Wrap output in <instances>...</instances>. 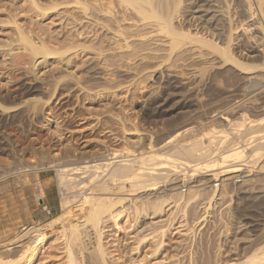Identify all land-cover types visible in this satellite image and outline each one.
Wrapping results in <instances>:
<instances>
[{"label": "rangeland", "instance_id": "1", "mask_svg": "<svg viewBox=\"0 0 264 264\" xmlns=\"http://www.w3.org/2000/svg\"><path fill=\"white\" fill-rule=\"evenodd\" d=\"M70 1H71V3H70ZM77 1L78 0H65V2H64V0H58V1L57 0H0V245L4 246L3 244H7L9 242L11 244L12 242L13 243L16 242L17 238L23 233V230L27 229L26 227H29L31 225H34L36 227H40V226H43L45 224L44 229L42 231L46 234V238L41 243L40 247L37 248L38 249L37 250L38 255L35 258L33 264H62L60 262H62L61 260H63V256H64V254H63L64 240L63 239H65V238L63 236V233L61 234V232H59L60 230H59L58 220H56L54 223H51V225L50 224L47 225L46 223L49 222L50 220H54L56 218V216H58L59 214L62 213L61 212V208H62L61 202H63L65 200V198H66V201H68V203L70 202L69 203L70 206H73L75 204L74 202H76V200H77L76 198H78L77 194H76L77 196H74L75 193H78V192H80V190H84L88 187L87 182L90 179V176L88 177L87 175H85V174H87V172L81 174L82 176L84 175L82 183L83 182L87 183V184L83 185L82 188H79L80 185H82V183H80V185L78 186L77 185L78 182H76L79 180L78 177H80V174H78L79 176L78 177L76 176V179H74V180H76V181H74L76 183L72 182V184H66L63 182L64 180H66L65 182H67V181L71 182V180H67V179L72 178V176H69L70 178H68V176H66L67 179L61 178V180L59 182L60 176H59L57 171L60 168H62V166L64 168H70V167L72 168L75 165L78 167V166L84 165L85 163L91 164L93 161H96V158H97V161L101 160V157H104V156H102V154L106 155L107 153H110L111 151L112 152L114 151L113 153H116V154L118 152H119L118 154H122L123 152L125 153L126 152L125 150H127V149H128V152H126V153H132V152L134 154H140L141 153L144 156H145V154L149 155L148 151H151L150 154H153L154 152H155L154 154H156V155L158 153L162 154V151L159 152L157 150V146L155 145L156 143H154V142L156 141V139H159L160 136L164 135L165 132L168 130L169 125L167 123V120L169 118H171V116L176 117L177 114L179 112H182L183 110H184L183 112L187 111V112H185V115L187 113V117H189V115H190L191 119L194 116L196 117V118L194 117L196 120L194 118L193 119L195 120L194 122H196V121L197 122L192 123L195 125L197 124L196 126H198V121H202L203 123L205 122L206 124H209L210 122L215 123L218 120V116H220V114L228 115L229 118H231L233 116L234 119L235 118L237 119V117L239 118L240 117L239 115L242 112L245 114V116H247L249 118L250 117L256 118L257 116L262 115L259 108H260V105L262 106V101H264V97H262L260 89L263 90L262 93L264 96V89H262V85L264 88V84H262V82H261L262 85L260 87H258V89L254 88V87L253 88L250 87L252 89L249 91V90H246L247 88L242 89V87L230 85L227 82L226 77L228 76L229 73H230V75L236 74L235 71L236 70L240 71V69L242 70V68H243L242 71L245 74H247V73L252 74V72H253V74H258V75H261L264 77V72H263L264 71V68H263L264 67V52L262 50L260 51L261 46L259 43L260 41L258 40L261 38L260 32L264 28V17H263L264 16V3L262 4L263 6L261 5L260 8L258 7L260 9L259 10L256 6V4H257L256 0H247L248 3H250L251 6L254 8L253 10H255L254 12L257 15L253 14V15H251L252 17L250 15L248 17H246L248 14L242 15L243 13L242 14L237 13V12H242V9L244 8L243 4H244V2L246 3V0H243V1H241V0H232V1L231 0H225V2H224V0H222V1L221 0H210V1H208V0H180V1L179 0L178 1L173 0V1H175V3H173L172 0L171 1L166 0V3H165V0L164 1L163 0H152V1L151 0H148V1L147 0L146 1L141 0L143 5L139 4L140 1H136V0L135 1L137 2V4L133 3V5H131L132 2H131V0H129L130 5L128 4L127 6H130V7L126 6L127 3H124L123 6H122V4L119 5L120 2L122 3V0L121 1L120 0H112V1L110 0L111 1V6H109L110 10H108L109 8H107L108 4L110 5V3H107V2H109L108 0H103V2H102V0H98V1L97 0H89V1L82 0L83 1L82 3L80 0L78 2ZM95 1H97V2H95ZM116 1H118V2H116ZM127 1L128 0H125L124 2H127ZM132 1L134 2V0H132ZM184 1H186V2H184ZM250 1H252V2H250ZM86 2L88 3V6L82 7V6H84L82 4L86 3ZM146 2H148V3H146ZM156 2H158V3H156ZM171 2H172V4H171ZM262 2H264V1L262 0ZM64 3H66V4H64ZM75 3H78V4H75ZM87 3H86V5H87ZM90 3H92V4H90ZM105 3H107V4H105ZM149 3H150V5H149ZM180 3H182V4H180ZM223 3H226V4H223ZM54 4H56L57 7ZM93 4H95V6ZM97 4L99 7H100V4H104V7L106 8L105 10L110 11V13H112V14L117 13L114 15L115 17H119V18H125L126 17L125 18L126 20H127V16H129V18L132 17V18H130V23H129V21L126 22L125 19H123L125 21L122 22V19L119 20V18H117V20H119L120 23H119V21L115 23V21H112L109 19H108L109 21H107L106 19H107L108 14L106 15L103 12L98 14L99 12H97V11H99V7L97 8V6H96ZM138 4L140 5V7L142 6L143 10L142 9L139 10L140 7L137 6ZM156 4L159 5L158 8H157ZM164 4H166V5L164 6ZM177 4H178V7H177ZM52 5L55 6L56 8L53 7ZM73 5H75V6H73ZM134 5H136L135 9L133 7ZM153 5L156 6L155 7L156 9L153 7ZM172 5L173 6L175 5L174 8ZM93 6H94V8H93ZM124 6H126V7H124ZM143 6H144V8H143ZM150 6L152 7L153 11L155 10L154 12L158 13L159 16L152 12L157 17H160L159 18L160 21H158L159 19L157 20V18L155 19L156 16L152 15L150 11H149L150 13L147 11V10H151ZM171 6L173 9L172 10L173 12L170 13V9H171L170 7ZM90 7H92V8H90ZM131 7H133V8H131ZM145 7H146V9H145ZM175 7H177V8H175ZM182 7H183V9H182ZM207 7H208V9H211V10H207L206 9ZM245 7H246V5H245ZM71 8H73V10ZM83 8H87V11H85V9H83ZM88 8H90L92 10H90ZM129 8H131L132 10L131 9L129 10ZM159 8H161V10H159ZM162 8H163V10H162ZM165 8L168 9V11H169L168 13L170 14V16H173L171 19L174 18L172 20L173 23L171 24L173 30L175 29V31H176L178 29V32L182 31L184 33H186L187 30L189 31V33L193 32V33H195V35H193V38H195L194 36H196L197 33H198V36L199 35L200 36L196 37L197 38V39L195 38L196 40L193 39L194 41L190 38L191 34L187 36V38L189 37V39H187L185 37V35H183L182 39H181V36L179 37V35H174L176 37H173V35H168L169 33L166 34L167 29L163 30L164 27L163 28L161 27V31H163V32H161V31L156 32V29L159 30L160 26H162L164 24V22H163V24H160V23H162V21H161L162 17L161 16H163L161 14H163L165 12L164 14L168 15ZM221 8H222V10H221ZM225 8L226 9L228 8L227 9L228 11H225ZM262 8H263V10H262ZM93 9L94 10L96 9V10L94 11ZM215 9H216V11H215ZM66 10L67 11L70 10V11H68L69 14L67 13ZM133 10H134V12H133ZM136 10L139 11V12H137L138 14L136 13ZM156 10H158V12ZM176 10H177V12H176ZM204 10H207V11L205 12ZM83 11H85V12H83ZM91 11H93V13ZM140 11H145V12L142 13ZM159 11H161L162 13H160ZM260 11H261V13L259 14ZM86 12H88V13H86ZM201 12H203V13H201ZM223 12L224 13L228 12V13H225L228 15V16L226 15L228 18L226 16H224V14H221ZM83 13H85L86 15L90 14V17H88V16H86L87 18L84 17L85 14H83ZM139 13H141L140 15L144 14V16H145V13H146V15L149 13L148 16L152 15L153 18L150 16H149V18L146 16H145V18H143L141 16L139 17ZM214 13H216V14H214ZM75 14H76V16H74ZM101 14H103L105 17L102 16ZM132 14H133V16H132ZM135 14H137V15L135 16ZM236 14H238V15L236 16ZM222 15H223V17H222ZM59 16H61V17H59ZM93 16H95V17H93ZM230 16H231V18H230ZM73 17H76V18H73ZM83 17H84V19H83ZM91 17L93 19L98 18L96 20L97 24L94 23L95 24L94 25L90 22L91 20H89V18H91ZM165 17H168V16H165ZM165 17L162 18V20L165 19ZM210 17L212 20L209 19ZM215 17H216L217 21L215 20L216 23L214 24V18ZM221 17L223 19L224 18L225 19L223 20ZM81 18L83 21L80 20ZM139 18H143L144 22L141 21L142 19L140 20L143 24H139V23H141L139 21ZM242 18H244V19H242ZM99 19H102V20H99ZM131 19H134V21H131ZM146 19L148 20L149 23L147 22ZM195 19H199V20H195ZM69 20H71L72 22ZM153 20L155 21V23H152V22H154ZM229 20H231L232 22ZM258 20H260V21H258ZM79 21H80V24H79ZM97 21L100 23H98ZM138 21H139V23H137ZM150 21H152V22H150ZM227 21H229V22H227ZM108 22H111V24L114 23V25H112V28H114V27L117 28L116 25L119 24L120 30L125 29V31L122 30L123 35L119 34L120 36H118V34H117V38L113 37L114 38L113 39L111 36V33H112L111 29L112 28H111V25L108 27V25L110 24ZM146 22H147V26H146ZM253 22H254V24H253ZM258 22H260V24ZM105 23H106V26L104 25ZM134 23L139 25V26L137 27V29L135 28V30H133V32H132V28H129V27L132 26ZM238 23L239 24L241 23L242 29H243V27H246L248 30L245 28L246 29L245 33H242L240 30L241 27H239ZM90 24H92V25H90ZM148 24H152V26L149 25V27H148ZM203 24H204V26H203ZM228 24H230V25L228 26ZM155 25H159V27L157 28ZM90 26H92V27H90ZM100 26H102V27H100ZM126 26H129V27L127 28ZM153 26H155L156 28ZM236 26L238 28H236ZM260 26H262V27H260ZM107 27H108V29H107ZM138 28L139 29L142 28V29H140L141 32ZM143 28H145V29L143 30ZM148 28H149V30H146ZM209 28H210V30H209ZM232 28H236V30H233ZM72 29H74V30H72ZM86 29L90 30L89 33H91V34H88L87 36L79 34L80 31L86 30ZM151 29L155 30V32L152 30V32H154V34L151 32ZM180 29H182V30L180 31ZM78 31H79V33H78ZM100 31H103V32H100ZM145 31L147 33L149 31L150 35L152 33L154 35V39H156V37H157L156 40L158 42L154 41L152 39L153 35L150 36L149 34H145L146 33ZM228 31L231 33H229ZM236 31H238V32H236ZM142 32H143V34H142ZM93 33H95V34H93ZM131 33H136V36H134L135 38L133 36H130V37L128 36ZM138 33H139V38L140 39L143 38V39H141V41L138 40L139 39L137 36ZM163 33H165L166 35H164ZM211 33H213V34H211ZM65 34H67V36H69V37H66ZM102 34H103V36H102ZM229 34H230V36H229ZM233 34L236 36H234ZM108 35L110 38L108 37ZM144 35H145V38H144ZM146 35H148V36H146ZM221 35H223V36H221ZM226 35H227V37H225ZM237 35L240 37H238ZM257 35H259L260 38L259 37L257 38ZM121 36L123 39L127 38V36H128V38L125 39V41H123ZM201 36L203 38H205V40ZM101 37H103V38H101ZM149 37H151V38H149ZM171 37L173 39L176 38L178 40L177 41L175 39L174 41L179 43V46L177 45V43H176L177 46H175V44L173 43V39ZM93 38H94V40H91ZM169 38H170V40H169ZM224 38L226 39V43H225ZM74 39H77V40H74ZM145 39H147V40H145ZM199 39H200V41H202V40L204 42L207 41V43H209L211 41L210 42L211 45L205 44L206 42L200 43L198 41ZM227 39H229V41ZM117 40H121V41L118 42ZM143 40L145 42L146 41H148V42L151 41V42L148 45ZM159 40L160 41L163 40V42H160ZM164 40H166V41H164ZM179 40H180V42L184 41L185 43L184 44H183V42L180 43ZM188 40H190L191 42ZM230 40H231V42H230ZM89 41H91V42H89ZM138 41L141 43H139ZM142 42H144L145 44L144 43L142 44ZM169 42L170 43L172 42V46L174 44L175 49L173 48L174 46L172 47ZM80 43H82V44H80ZM94 43L96 45H94ZM125 43H127V44L125 45ZM161 43L163 44V46ZM227 43H228V47H226ZM62 44H64V45H62ZM97 44H99L100 47ZM117 44H120L119 46H121V47H119ZM36 45L40 46V48H38V46H36ZM42 45H45L44 46L45 48ZM61 45L63 46V49L65 47L64 50H61L62 49ZM66 45H67V47H66ZM75 45L76 46L79 45V46L75 47ZM134 45H136V46L134 47ZM140 45H141V47H140ZM144 45L146 48L144 47ZM180 45H184V46L180 47ZM217 45H218V47H216ZM32 46H34V49ZM69 46H71V47L68 48ZM132 46H133V48H132ZM137 46L139 47V49H136ZM170 46L172 47L173 51H172V49L169 50ZM223 46H225L227 49L229 48L228 53L231 56L233 55L232 57L235 59V62H232L229 59V61H231V62L227 61V63H226L223 61L224 60L223 57H221V58H223L222 60H219L218 57L219 56L225 57V53L220 52V53L224 54V55H220V53H217L216 50H218V49L221 50L220 47H222V49H225V47H223ZM36 47L38 48L37 50H36ZM111 47H114V49L116 47V49L114 50ZM142 47H143V49H142ZM193 47H196V48H193ZM250 47H253V51H254V49H256V50L254 52H252V51H250L251 50ZM43 48H44V50H43ZM94 48H96V49H94ZM144 48H145V50L149 51V53H150V51L152 53L154 51V48H155L154 53H155V55H157L155 57H157L156 59L158 62L156 61V59H153L155 57H151V56L147 57L148 55L145 56L144 53H146L147 51H145ZM192 48L196 49L198 51L200 50V52L202 51L199 54H200V56H202V55L203 56L200 57L198 54V51H196L197 54L194 53L195 50H193ZM210 48H212V49L214 48V49L210 50ZM101 49H104V50L102 51ZM148 49H150V50H148ZM186 49H190V50L186 51ZM35 50L38 52H36ZM53 50H55L56 53ZM139 50H141L140 53H139ZM143 50H144V53L141 54L143 52ZM220 50H218V52ZM46 51H47V53H45ZM61 51H63V53H65V52L66 53L62 55L60 53ZM100 51H102L103 53L102 52L100 53ZM190 51H191V53H190ZM204 51H206V52H204ZM212 51L213 52L215 51V52L213 53ZM120 52H122V53H120ZM183 52L186 53L185 56H184L185 53L183 54ZM187 52H188L189 56H188ZM192 52L194 54H192ZM207 53H209V55ZM235 53H236V55H235ZM204 54H207V55H204ZM190 56H192V57H190ZM112 57H114V58H112ZM134 57L135 58L138 57V58L135 59ZM140 57H142V59ZM166 57H167V59H166ZM183 57H185V58H183ZM213 57H214V59H213ZM163 58H164V60H163ZM161 59H162V61H161ZM202 59H203V61H202ZM112 60H113V62H112ZM170 60H173V61L171 62ZM178 60L180 61L179 64H178ZM216 60H218V61H216ZM102 61H103V63H102ZM107 61L108 62L110 61V62L108 63ZM118 61H121V62L119 63ZM138 61L140 63H138ZM194 61H197V62H194ZM220 61L224 62V63H221V66L219 64ZM146 62H150V63H146ZM184 62H186V63H184ZM191 62H192V64H190ZM159 63L162 65H160ZM214 63H216V66H211L212 64L214 65ZM176 64L178 66H176ZM201 64H202V66H201ZM261 64H263V65H261ZM123 65L126 67H123ZM192 65H193V67H192ZM242 65H243V67H242ZM244 65H246V67ZM129 66H130V68H128ZM205 66H206V68L209 66V68L213 67L217 70H218L217 66H220L219 68L221 71L218 70L219 73L216 72L217 73L216 75H218V76H216V75L214 76L215 79H218V77L220 76V78H219L220 80H217L219 82L212 83V85L214 84L213 87H211L212 86L211 85V81H212L211 79L212 78L207 79L201 86H198V87L197 86H191V88H190V86H187L188 88L186 86H184V87L183 86L171 87L173 84V83L171 84V81L169 82V85H167L168 83L164 84L168 80H171V79H168V76H167L168 71L171 70V67L173 69H176V70L178 69V71L180 72L179 74L184 76L183 74L186 75L187 73L192 72V70H199L200 68H205ZM101 67H102V69H100ZM257 67L260 69H258ZM95 68H97V69H95ZM104 68H105V70H104ZM261 69H263V70H261ZM247 70H249V72ZM233 72H235V73H233ZM130 73H131V75H130ZM164 74L167 76V78H166V76H164ZM147 75H148V77H147ZM222 75H223V78H225L224 80L222 78ZM99 77H101V78H99ZM221 78H222V82H221ZM97 79H98V81H96ZM140 80H142V81L139 82ZM85 81H88V82L86 83ZM223 81L226 83H224ZM94 82H96V83H94ZM97 82L99 83V85H97ZM138 83H140V84H138ZM218 83L221 85H218ZM227 83H228V85H227ZM224 85L226 87H224ZM154 86L156 88H153ZM250 88H248V89H250ZM253 89H255V90H253ZM88 90H91L92 92L88 91ZM148 91H149V93H148ZM212 91H215V92H212ZM165 94H166V97H165ZM201 94H202V96H201ZM251 94H252V96H251ZM260 94H261V96H260ZM163 95L165 98L163 97ZM204 96L206 98H203ZM186 97H188V98H186ZM232 97H233V99H232ZM241 97H242V99H241ZM251 97H253L254 99ZM260 97H262V99ZM215 98H217V99H215ZM143 99H144V101H143ZM164 100H165V103H164ZM160 101H161V103H160ZM232 101H234V102H232ZM255 101L259 104H255L256 103ZM152 103H154V104H152ZM155 103L157 105H155ZM227 103H229V104H227ZM254 105H255V107H254ZM256 106H258V108H256ZM166 109L172 110V112L170 111L171 113H168ZM202 109H203V111H202ZM211 109H213V110H211ZM226 109H227V111H226ZM257 109H258V112H260L261 114L257 112ZM164 110H166V111H164ZM33 111H34V113H33ZM188 111H189V114H188ZM200 112H202V113H200ZM172 113H173V115H172ZM175 113H176V115H175ZM209 113H211V114H209ZM135 118H136V120H135ZM233 118H231V119L234 120ZM122 125H123V127H122ZM159 127L160 128L162 127V128L160 129ZM124 128H125V130H124ZM115 130H116V132H115ZM203 131H205V130H203ZM122 134H123V137H122ZM146 135H147V137H146ZM250 135H252V134H249L248 136H250ZM253 135H255V133H253ZM141 136H143V137H141ZM248 136H246V137H248ZM138 138H140V139H138ZM137 142L138 143L140 142L141 144L140 143L138 144ZM132 143L133 144L135 143V144L133 145ZM149 146H150L151 150H150ZM125 147H127V148H125ZM133 147L136 149V151ZM139 148H141V150ZM117 149H118V151H117ZM155 149L157 151H154ZM105 150H108V151H105ZM131 150H133V151H131ZM263 157H264V153L259 157L260 163L264 159ZM262 165L264 166V160L262 162ZM263 170H264V168H263ZM254 173H255V175H252L251 177L253 179V176H254V178H256L255 179L256 181L253 179L254 180L253 183L256 182L257 184H259V182H261V184H259L260 186L257 185L256 183H254L255 185L254 184L249 185V186H246L248 188H245V186L242 187V185L239 184L240 185V188H239L238 182H236V179H239V178H236L234 181L232 180L234 182V184L231 183V181L230 182L229 181H223L224 183L219 181L217 183V181L211 180L209 186L211 184H212V186L209 187V189L213 190L214 189V188H212L213 185H215V186L217 185L216 187L214 186L215 187L214 192H215V194L217 192L218 196L216 195L217 198H215L213 200L214 203L212 202L213 204L211 203L212 205L210 204L209 207H208V205L206 206L205 200H206L207 195L211 194V192L213 193V191L212 190L209 191L208 186H206V188H203V189H200L199 187H195V186L193 187V185H195L194 180H195V178H197L195 176H194V178H193V176L189 177L190 180H188L189 179L188 178L185 181V183H183L182 181H181L182 183L177 182V184L176 183L169 184L170 183L169 181H168L169 183L168 182L166 183V181H164V183L161 182V184L159 183L160 186H158L159 190L157 189V191L156 190H150L151 192L150 191H142L143 193L138 192V191H134L133 192V193H135L134 195H127V194L122 195V196H124V197L126 196V197L124 198V201L122 200V203L120 204V207L118 208V210L124 209V211L122 214H120V216L117 220V224H114V221H111V220L106 221L105 220L106 222L104 221L101 225V231H102L101 243H102V246H104V248L106 249V253H105L106 255L105 256H106L107 261H109L108 264H121L122 262H125V264L130 262V264H131L133 262L132 260L137 261L138 260L137 258H139V257L141 258V255L143 254L142 252H144V250H146L147 248H148V250L153 249V246H151V244L153 245L155 239H151L150 241H148V243H146V242L142 243L143 241L140 240L139 241L140 245H137L138 242H136V241L139 240L138 238L141 239L142 236L147 235V233H150V231H151L150 229L143 228L144 229L143 230L142 227H145V226L148 227L151 220H154V221L157 220L158 221L157 223L159 225L157 224L156 227L159 226L158 227L159 229H160V227L163 228L164 226L165 227L168 226L169 222L168 223H166L167 221L161 222V221H159V219L160 220L161 219H163V220L172 219L173 221L172 220L171 221L173 223H175L174 228L170 229L171 232H170L169 237H168L169 239H166L164 241V245H165L164 247L165 248L163 247L160 250L161 251L165 250V251H163V253L164 254H170V255L172 253L175 254V252H176L177 257L176 256L174 257L175 259L177 258L176 264H179V263L180 264H188V260L191 258L192 259L189 261H192L194 264L196 262H201L200 260H202V258L205 260H208V261L212 260L214 262L217 259V257L218 258H221V257L228 258V257L233 256V258H236L237 255H239V254L242 256V254H244V251L248 252L249 249H250V251H252L253 249L256 248L254 245L258 246L261 241L264 242V201H263L264 200V192L262 191L263 190L262 186H264V180H263L264 179V176H263L264 173L263 172L260 173V171L258 173L257 172H254ZM176 174L179 175L178 173H176ZM257 174L258 175L260 174V175L258 176ZM85 176H87V177H85ZM174 176L175 175H171V177H174ZM206 178H210V177L207 176ZM259 178H260V180H257ZM186 182H188V183H186ZM220 182H221V185L223 187L220 185ZM226 182H227V184H226ZM162 183L165 185H162ZM73 184L76 185L77 187L72 186ZM168 185H169V187H168ZM172 185H173V189H172ZM66 186H69V187L71 186V187H73V189L68 188ZM126 186H127V188L129 187L128 184H126ZM255 186H257V187L255 188ZM113 187L116 189L115 185ZM241 187L243 188L242 190H241ZM195 188L197 189L195 192L197 194L199 193L198 195L195 194V192H194ZM218 188H220L219 189L220 192L218 191ZM230 188H232V189H230ZM88 190L86 189V191H88ZM175 190L179 191V192H176ZM192 190H193V192H192ZM224 190H225V192H224ZM243 190H245V191H243ZM249 190H250V192H249ZM197 191H199V192H197ZM221 191H222V193H221ZM149 192H150V194H149ZM201 192H202V194H201ZM129 193H131V192H129ZM152 193H153V195H152ZM224 193H225V195H224ZM154 194H155V196H154ZM175 194H176V196H175ZM179 194L180 195L182 194L181 197L183 199L179 198L180 197ZM229 194H230V196H229ZM254 194L256 196H254ZM148 195H149V198H148ZM191 195H193V196H191ZM133 196H135V197H133ZM150 196L152 197V199L155 198L156 200H152ZM158 196L160 197V199ZM199 196H201L202 198ZM127 197L128 198L133 197L134 199L136 198L137 200H133V202H131V201L125 200V199H128ZM72 198H74V199L72 200ZM162 198H163V200H162L163 203L160 201ZM165 198H166V200H165ZM62 199H63V201H62ZM142 200L145 202H143ZM171 200H173V201H171ZM176 200L177 201L179 200L178 202H180L181 200H187V203L185 206L183 205V203H180V205L176 204L177 205L176 206V205H174L175 202L177 203ZM147 201H148V203H147ZM166 201H168V202H166ZM169 201L171 202V204ZM197 201L200 203H197ZM140 202L143 205H141ZM153 202H155V204L157 202L160 204V202H161L162 205L160 204L161 205V207H160L159 204L154 205ZM124 203H126V204H124ZM134 203L137 206H134ZM190 203H192V204H190ZM171 206L173 209L171 208ZM191 206H192V208H191ZM74 207L72 209L76 208V207L75 208ZM140 207H142V208H140ZM143 207H144V210H142ZM133 208H134V211H133ZM146 208H148V209H146ZM160 208L163 210H161V211L158 210ZM183 208L184 209L186 208V209L184 210ZM135 209H137V211L140 212L138 214V216L135 214V212H137ZM139 209H141V210H139ZM174 209H176V210H174ZM142 211H144L146 215L144 214V212L142 213ZM173 212H176V213H173ZM171 215H172V217H171ZM134 216H135V218H134ZM183 216H184V218H183ZM244 216L250 217L249 220L257 221L258 224L256 225V227H255V225L253 226V225H250L249 223L243 224L246 221L243 219ZM223 219H224V221H223ZM185 221H187L189 224ZM226 221H228V222H226ZM249 222H251V221H249ZM133 223L135 224V226ZM176 223H178V224H176ZM186 224L188 226H186ZM179 225H180V227H179ZM114 227H115V229H114ZM156 227L154 229H158ZM192 228H193V230H192ZM176 229L178 230V232H176L177 231ZM85 234H86V232H85ZM141 234H142V236H141ZM93 236L92 235L90 236V232H89V239H88L89 242L86 240L87 237L86 238L84 237V242L87 241L86 244H88V243L91 244L93 242L92 244H94V241L90 242L92 239H94ZM259 239H261V240H259ZM170 240L172 242H169ZM247 242H248V244H247ZM166 243H167V246H166ZM58 244H60V245H58ZM89 244L87 246H88V248L90 247V249H91L92 246H89ZM245 244H246V246H245ZM251 244H252V246H251ZM146 246H148V247H146ZM176 246H178V247H176ZM190 246H192V247H190ZM9 247H13V246L9 245V246H5L2 248H3V250L4 249L7 250ZM258 247H261V243H260V246H258ZM2 248H0V249H2ZM135 248H138V249L135 250ZM251 248H252V250H251ZM134 250L137 252H134ZM140 250H142V252ZM205 250H207V251H205ZM228 250H229V252H228ZM149 251H151V250H149ZM136 253L137 254L140 253V254L137 255ZM179 253H181V254H179ZM56 255H58V256H56ZM186 255H188L189 257ZM227 255H229V256H227ZM190 256H191V258H190ZM129 257H131V258H129ZM132 258H134V259H132ZM1 260L3 261V263L6 261L5 259H1ZM5 263H7V262H5Z\"/></svg>", "mask_w": 264, "mask_h": 264}, {"label": "bare ground", "instance_id": "2", "mask_svg": "<svg viewBox=\"0 0 264 264\" xmlns=\"http://www.w3.org/2000/svg\"><path fill=\"white\" fill-rule=\"evenodd\" d=\"M58 1V0H57ZM79 1V0H78ZM77 1V2H78ZM81 1V3L83 2L82 0H80ZM87 1H89V0H87ZM98 1V0H97ZM97 1H95V2H97ZM109 2H107V3H110V5L108 4V7L107 8H109L108 10H110V7L109 6H111V1L110 0H108ZM121 1V0H120ZM119 1V2H120ZM125 1V0H124ZM123 0H122V3L120 2L119 3V5L120 4H122V6H123V4L124 3H127L126 4V6L129 4L130 5V1L128 2H124ZM136 1H140V3L139 4H142V2H141V0H136ZM135 0H134V2L131 0V5H133V3L134 4H137V2H136ZM144 1H146V0H144ZM148 1V0H147ZM152 1V0H151ZM164 1V0H163ZM171 1V0H170ZM173 1V0H172ZM178 1V0H177ZM176 1V2H177ZM180 1V0H179ZM208 1H210V0H208ZM222 1V0H221ZM232 1V0H231ZM241 1H243V0H241ZM240 1V2H241ZM264 1V0H263ZM62 2V1H61ZM64 2H65V0H64ZM74 2V1H73ZM94 2V3H95ZM101 2V1H100ZM102 2H103V0H102ZM101 2V3H102ZM116 2H118V1H116ZM136 2V3H135ZM155 2V1H154ZM184 2H186V1H184ZM224 2H225V0H224ZM234 2V1H233ZM250 2H252V1H250ZM70 3H71V1H70ZM87 3V2H86ZM86 3H83L82 5H84V6H82V7H86V6H88V3H87V5H86ZM107 3H105V4H107ZM113 3V2H112ZM146 3H148V2H146ZM152 3V2H151ZM156 3H158V2H156ZM165 3H166V0H165ZM173 3H175V1H173ZM205 3V2H204ZM247 3V4H246ZM246 3L244 2V8L242 9V12H237L238 14H242V15H245V14H248L246 17H248L249 15L251 16V15H253V14H255V10H253L254 8L251 6V4L250 3H248V1L246 0ZM256 6H257V8L259 7L260 8V6L264 3V2H262V0H256ZM64 4H66V3H64ZM69 4V3H68ZM75 4H78V3H75ZM90 4H92V3H90ZM116 4V3H115ZM137 5L138 7H140V5ZM163 4V3H162ZM171 4H172V2H171ZM179 4V3H178ZM178 4H177V7H178ZM180 4H182V3H180ZM215 4V3H214ZM223 4H226V3H223ZM232 4V3H231ZM54 5H56V4H54ZM62 5V4H61ZM94 6H95V4H93ZM143 5V4H142ZM149 5H150V3H149ZM157 5V4H156ZM166 4H164V6H165ZM168 5V4H167ZM212 5V4H211ZM230 5V4H229ZM245 5H246V7H245ZM53 6V5H52ZM67 6V5H66ZM73 6H75V5H73ZM91 6V5H90ZM94 6H93V8H94ZM97 6V8L99 7L98 6V4L96 5ZM114 6V5H113ZM126 6H124V7H126ZM146 6V5H145ZM170 6V5H169ZM173 6V5H172ZM172 6L170 7L171 9H170V13L171 12H173L172 10ZM175 6V5H174ZM174 6H173V8H174ZM202 6V5H201ZM222 6V5H221ZM232 6V5H231ZM263 6V5H262ZM53 7H55V6H53ZM56 7H57V5H56ZM55 7V8H56ZM63 7V6H62ZM121 7V6H120ZM127 7H130V6H127ZM134 7V9L136 8V5H134L133 6ZM133 7H131V8H133ZM137 7V8H138ZM151 7V6H150ZM153 7L155 8L156 6H154L153 5ZM159 7V5H157V8ZM177 7H175V8H177ZM210 7V6H209ZM227 7V6H226ZM48 8V7H47ZM60 8V7H59ZM68 8V7H67ZM78 8V7H77ZM90 8H92V7H90ZM90 8H88V9H90ZM114 8V7H113ZM131 8H129V10L131 9ZM143 8H144V6H143ZM148 8V7H147ZM203 8V7H202ZM258 8V9H259ZM62 9V8H61ZM69 9V8H68ZM72 10H73V8H71ZM70 9V10H71ZM79 9V8H78ZM83 9H85V11H87V8H83ZM106 8L104 7V4H100V7H99V11H97V12H99L98 14H100L101 12H103V13H105L106 15L108 14V16H107V21H109V20H112V21H115V23L116 22H118L120 19H122V22L123 21H125L126 19V17L125 18H119V17H115L114 15L115 14H117V13H115V14H112V13H110V11H106L105 10ZM112 9V8H111ZM125 9V8H124ZM142 9V6L139 8V10H141ZM145 9H146V7H145ZM156 9V8H155ZM166 9V11H167V13L169 12L168 11V9L167 8H165ZM179 9V8H178ZM182 9H183V7H182ZM207 10H211V9H208V7L206 8ZM224 9V8H223ZM228 9V8H227ZM226 8H225V11H228ZM70 10H68V11H70ZM90 10H92V9H90ZM94 10V9H93ZM96 10V9H95ZM94 10V11H95ZM113 10V9H112ZM132 10V9H131ZM143 10V9H142ZM159 10H161V8H159ZM162 10H163V8H162ZM194 10V9H193ZM196 10V9H195ZM207 10H204L205 12L207 11ZM213 10V9H212ZM219 10V9H218ZM221 10H222V8H221ZM237 10V9H236ZM260 10V9H259ZM262 10H263V8H262ZM57 11V10H56ZM67 11V10H66ZM68 11H67V13H68ZM82 11V10H81ZM85 11H83V12H85ZM114 11V10H113ZM112 11V12H113ZM123 11V10H122ZM146 11V10H145ZM145 11H140V12H145ZM148 12L150 11L151 12V14L152 15H158V13H156V12H154L153 10H152V7H151V10H147ZM146 11V12H147ZM157 12H158V10H156ZM165 11V10H164ZM190 11V10H189ZM215 11H216V9H215ZM220 11V10H219ZM241 11V10H240ZM65 12V11H64ZM89 12V11H88ZM88 12H86V13H88ZM92 13H93V11H91ZM117 12V11H116ZM133 12H134V10H133ZM137 12H139L138 10H136V13ZM149 12V13H150ZM155 13V14H153V13ZM160 13H162L161 11H159ZM176 12H177V10H176ZM198 12V11H197ZM200 12V11H199ZM236 12V11H235ZM114 13V12H113ZM148 13V14H149ZM165 13V12H164ZM161 14V15H163V16H161L162 18H164L165 16H168V17H165V19H163L162 20V18H161V21H162V23H160V24H163V22H164V24L162 25V26H160V29L159 30H157L156 29V32L157 31H161V27L163 28L164 27V29L163 30H165V29H167L166 31V34H168V35H173V37H176V36H174V35H179V37L181 36V39H182V36L183 35H185V37L187 38V36L188 35H190L191 34V39L193 40V39H195L196 37H199L198 36V33H197V35L196 36H194L195 38H193V35H195V33H189V31L187 30V32L186 33H184V32H182L181 30L182 29H180V31L181 32H178V29L175 31V29L173 30L172 29V26H171V24L173 23L172 22V20L174 19H171L173 16H170V14L168 13V15H166V14ZM175 13V12H174ZM201 13H203V12H201ZM213 13V12H212ZM220 13V12H219ZM225 13H228V12H225ZM224 12L223 13H221V14H224V16H226L227 14H225ZM231 13V12H230ZM234 13V12H233ZM261 13V11L259 12V14ZM62 14V13H61ZM69 14V13H68ZM83 14H85V13H83ZM97 14V15H98ZM120 14V13H119ZM138 14V13H137ZM137 14H135V16L137 15ZM141 13H139V17L141 16V17H143V18H145V16L146 17H148L149 18V16H148V14L146 15V13H145V16H144V14H142V15H140ZM179 14V13H178ZM205 14V13H204ZM208 14V13H207ZM214 14H216V13H214ZM213 14V15H214ZM238 14H236V16L238 15ZM263 14V13H262ZM57 15V14H56ZM102 16H104L103 14H101ZM152 15L150 16V17H152ZM155 15V16H156ZM176 15V14H175ZM174 15V16H175ZM185 15V14H184ZM206 15V14H205ZM204 15V16H205ZM210 15V14H209ZM219 15V14H218ZM217 15V16H218ZM232 15V14H231ZM255 15H257V14H255ZM67 16V15H66ZM74 16H76V14L74 15ZM86 16H88V17H90V14H88V15H86L85 14V16L84 17H86ZM92 16V15H91ZM101 16V17H102ZM118 16V15H117ZM132 16H133V14H132ZM154 16V17H155ZM159 16V15H158ZM197 16V15H196ZM195 16V17H196ZM212 16V15H211ZM220 16V15H219ZM228 16V15H227ZM226 16V17H227ZM59 17H61V16H59ZM79 17V16H78ZM82 17V16H81ZM84 17H83V19H84ZM93 17H95V16H93ZM105 17V16H104ZM109 17V18H108ZM180 17V16H179ZM182 17V16H181ZM199 17V16H198ZM213 17V16H212ZM222 17H223V15H222ZM221 17V18H222ZM233 17V16H232ZM252 17V16H251ZM264 17V16H263ZM63 18V17H62ZM61 18V19H62ZM73 18H76V17H73ZM72 18V19H73ZM87 18V17H86ZM117 18H119V20H117ZM130 18H132V17H130ZM130 18H129V16H127V20H126V22L127 21H129V23H130ZM138 18V17H137ZM143 18H139V21L141 20L142 22H144V20H143ZM153 18V17H152ZM157 18V20L160 18V17H155V19ZM177 18V17H176ZM188 18V17H187ZM203 18V17H202ZM220 18V17H219ZM228 18V17H227ZM230 18H231V16H230ZM258 18V17H257ZM98 19V18H97ZM97 19H93L92 17L91 18H89V20H91L90 22L92 23V24H94V23H96V20ZM109 19V20H108ZM123 19H125V20H123ZM135 19V18H134ZM134 19H131V21H134ZM154 19V20H155ZM183 19V18H182ZM181 19V20H182ZM209 19H211V17L209 18ZM223 19V18H222ZM225 19V18H224ZM223 19V20H224ZM237 19V18H236ZM242 19H244V18H242ZM59 20V19H58ZM81 21H83L82 20V18L80 19ZM99 20H102V19H99ZM105 20V21H106ZM138 20V19H137ZM147 20V19H146ZM153 20V21H154ZM176 20V19H175ZM195 20H199V19H195ZM205 20V19H204ZM212 20V19H211ZM217 21V19H216V17L214 18V24L216 23V21ZM221 20V19H220ZM235 20V19H234ZM252 20V19H251ZM250 20V21H251ZM254 20V19H253ZM256 20V19H255ZM263 20V19H262ZM69 21H71V20H69ZM88 21V20H87ZM104 21V22H105ZM139 21L137 22V23H139ZM140 21V22H141ZM156 21V20H155ZM155 21L154 22H152V21H150V22H152V23H155ZM158 21H160V19L158 20ZM229 21H231V20H229ZM229 21H227V22H229ZM258 21H260V20H258ZM60 22V21H59ZM72 22V21H71ZM74 22V21H73ZM86 22V21H85ZM98 22V21H97ZM139 23V24H143V23ZM147 22H148V20H147ZM147 22H146V26H147ZM182 22V21H181ZM213 22V21H212ZM232 22V21H231ZM242 22V21H241ZM75 23V22H74ZM78 23V22H77ZM98 23H100V22H98ZM108 23H110L109 25H108V27L111 25V28H112V25H114V23L113 24H111V22H108ZM107 23V24H108ZM119 23H120V21H119ZM149 23V22H148ZM180 23V22H179ZM195 23V22H194ZM203 23V22H202ZM221 23V22H220ZM243 23V22H242ZM259 24H260V22H258ZM79 24H80V21H79ZM92 24H90V25H92ZM97 24V23H96ZM103 24V23H102ZM101 24V25H102ZM132 24V23H131ZM157 24V23H156ZM159 24V23H158ZM159 24V25H160ZM198 24V23H197ZM239 24V23H238ZM251 24V23H250ZM253 24H254V22H253ZM258 24V25H259ZM95 25V24H94ZM105 26H106V23L104 24ZM149 25H151L152 26V24H148V27H149ZM159 25H155L157 28L159 27ZM183 25V24H182ZM230 24H228V26H229ZM65 26V25H64ZM88 26V25H87ZM103 26V25H102ZM102 26H100V27H102ZM117 26V28L116 27H114V28H112L111 30V36H112V38L114 37H116L117 38V34H118V36H120L119 34H122L123 32H122V30H124L125 31V29H122V30H120V28H119V24H117L116 25ZM123 26V25H122ZM139 25H137V24H133L132 26H126L127 28L129 27V28H132V32H133V30H135V28L137 29V27H138ZM143 26V25H142ZM155 26H153V27H155ZM196 26V25H195ZM203 26H204V24H203ZM206 26V25H205ZM213 26V25H212ZM227 26V27H228ZM233 26V25H232ZM242 25H241V23L239 24V27H241ZM249 26V25H248ZM252 26V25H251ZM250 26V27H251ZM257 26V25H256ZM59 27V26H58ZM73 27V26H72ZM75 27V26H74ZM78 27V26H77ZM90 27H92V26H90ZM89 27V28H90ZM108 27H107V29H108ZM155 27V28H156ZM177 27V26H176ZM214 27V26H213ZM226 27V28H227ZM249 27V28H250ZM259 27V26H258ZM260 27H262V26H260ZM70 28V27H69ZM86 28V27H85ZM96 28V27H95ZM104 28V27H103ZM152 28V27H151ZM175 28V27H174ZM204 28V27H203ZM207 28V27H206ZM217 28V27H216ZM231 28V27H230ZM236 28H238L237 26H236ZM236 28H232L233 30H236ZM246 27H243V29H242V27H241V32L242 33H245V30L247 29H245ZM64 29V28H63ZM99 29V28H98ZM102 29V28H101ZM106 29V28H105ZM139 29V28H138ZM140 29H142V28H140ZM139 29V30H140ZM145 28H143V30H144ZM252 29V28H251ZM260 29V28H259ZM72 30H74V29H72ZM81 30V29H80ZM146 30H149V28L148 29H146ZM152 30L153 29H151V32H152ZM190 30V29H189ZM209 30H210V28H209ZM229 30V29H228ZM238 30V29H237ZM248 30V29H247ZM261 30V29H260ZM96 31V30H95ZM130 31V30H129ZM154 32H155V30H153ZM197 31V30H196ZM230 31V30H229ZM228 31V32H229ZM232 31V30H231ZM72 32V31H71ZM75 32V31H74ZM90 32V30H82V31H80V33H79V31H78V33L80 34V35H84V36H87L88 34H91V33H89ZM99 32V31H98ZM100 32H103V31H100ZM110 32V31H109ZM127 32V31H126ZM131 32V31H130ZM140 32H141V30H140ZM139 32V33H140ZM146 32V31H145ZM154 32H152L153 34H154ZM161 32H163V31H161ZM204 32V31H203ZM214 32V31H213ZM236 32H238V31H236ZM249 32V31H248ZM260 32V31H259ZM61 33V32H60ZM125 33V32H124ZM139 33H138V38H139ZM151 33V35L149 34V31H148V33L146 32L145 34H149L150 36H152L153 34ZM207 33V32H206ZM222 33V32H221ZM229 33H231V32H229ZM75 34V33H74ZM93 34H95V33H93ZM107 34V33H106ZM142 34H143V32H142ZM160 34V33H159ZM164 35H166L165 33H163ZM211 34H213V33H211ZM110 35V34H109ZM109 35H108V37H109ZM123 35V34H122ZM125 35V34H124ZM228 35V34H227ZM227 35L225 36V37H227ZM234 35V34H233ZM260 35H261V38L259 37V35H257V38L259 37L260 39H258L260 42V46H261V49H260V51L262 50L263 52H264V28H263V30H261V32H260ZM65 36L66 37H69V36H67V34H65ZM74 36V35H73ZM72 36V37H73ZM92 36V35H91ZM97 36V35H96ZM102 36H103V34H102ZM126 36V35H125ZM129 37L130 36H136V33H131L130 35H128ZM128 36H127V38H128ZM146 36H148V35H146ZM206 36V35H205ZM218 36V35H217ZM221 36H223V35H221ZM229 36H230V34H229ZM228 36V37H229ZM234 36H236V35H234ZM238 36V35H237ZM251 36V35H250ZM71 37V38H72ZM75 37V36H74ZM132 37V38H133ZM142 37V36H141ZM153 38V40L154 41H157L156 39H157V37H156V39H154V35L152 36ZM161 37V36H160ZM178 37V36H177ZM178 37V38H179ZM184 37V38H185ZM202 37V36H201ZM238 37H240V36H238ZM86 38V37H85ZM95 38V37H94ZM94 38L93 39H91V40H94ZM101 38H103V37H101ZM110 38V37H109ZM113 38V39H114ZM121 38H122V36H121ZM127 38H122L123 39V41H125V39H127ZM135 38V37H134ZM137 38V37H136ZM144 38H145V35H144ZM148 38V37H147ZM149 38H151V37H149ZM172 38V37H171ZM183 38V39H184ZM185 38V39H186ZM203 38V37H202ZM251 38V37H250ZM66 39V38H65ZM64 39V40H65ZM78 39V38H77ZM77 39H74V40H77ZM120 39V38H119ZM141 39H143V38H141ZM141 39L139 38L138 40L139 41H141ZM166 39V38H165ZM173 39V38H172ZM176 39V38H175ZM175 39H173V43L175 44V46H179V43H177V42H175L174 40ZM187 39H189V37L187 38ZM186 39V40H187ZM190 39V40H191ZM197 39V38H196ZM195 39V40H196ZM201 39V38H200ZM200 39L198 40L200 43H205V44H210L211 45V41L209 42V43H207V41H200ZM204 40H205V38H203ZM210 39V38H209ZM208 39V40H209ZM225 39V38H224ZM230 39V38H229ZM229 39H227L228 41H229ZM232 39V38H231ZM236 39V38H235ZM240 39V38H239ZM252 39V38H251ZM63 40V39H62ZM67 40V39H66ZM73 40V39H72ZM79 40V39H78ZM102 40V39H101ZM108 40V39H107ZM112 40V39H111ZM145 40H147V39H145ZM150 40V39H149ZM167 40V39H166ZM166 40H164V41H166ZM169 40H170V38H169ZM177 40V39H176ZM190 40H188V41H190ZM211 40V39H210ZM255 40V39H254ZM83 41V40H82ZM118 42L119 41H121V40H117ZM138 41V42H139ZM144 41V40H143ZM160 41V40H159ZM168 41V40H167ZM172 41V40H171ZM178 41V40H177ZM194 41V40H193ZM192 41V42H193ZM197 41V42H198ZM89 42H91V41H89ZM97 42V41H96ZM116 42V41H115ZM114 42V43H115ZM145 42V41H144ZM144 42H142V44L144 43ZM150 42L151 41H146L145 43L146 44H150ZM158 42V41H157ZM160 42H163V40L162 41H160ZM179 42H180V40H179ZM183 42V44L185 43L184 41H182ZM182 42H180V43H182ZM191 42V41H190ZM223 42V41H222ZM230 42H231V40H230ZM233 42V41H232ZM242 42V41H241ZM248 42V41H247ZM135 43V42H134ZM139 43H141V42H139ZM138 43V44H139ZM144 43V44H145ZM154 43V42H153ZM170 43V42H169ZM176 43H177V45H176ZM216 43V42H215ZM225 43H226V39H225ZM229 43V42H228ZM228 43H227V46L226 47H228ZM79 44V43H78ZM80 44H82V43H80ZM123 44V43H122ZM127 43H125V45H126ZM162 44V43H161ZM171 44V46H172V42L170 43ZM174 44H173V46H174ZM191 44V43H190ZM195 44V43H194ZM199 44V43H198ZM220 44V43H219ZM223 44V43H222ZM249 44V43H248ZM62 45H64V44H62ZM61 45V46H62ZM84 45V44H83ZM87 45V44H86ZM94 45H96L95 43H94ZM98 46H99V44H97ZM110 45V44H109ZM118 46L120 45V44H117ZM116 45V46H117ZM124 45V46H125ZM155 45V44H154ZM169 45V44H168ZM186 45V44H185ZM213 45V44H212ZM246 45V44H245ZM251 45V44H250ZM35 46V45H34ZM34 46H32L33 47V49H34ZM36 46H38V45H36ZM43 47L45 46V45H42ZM41 46V47H42ZM74 46V45H73ZM79 46V45H78ZM78 46H76L75 45V47H78ZM85 46V45H84ZM88 46V45H87ZM90 46V45H89ZM114 46V45H113ZM136 45H134V47H135ZM147 46V45H146ZM162 46H163V44H162ZM170 46V49L169 50H171L172 49V47ZM175 46L173 47L174 49H175ZM182 46H184V45H180V47H182ZM193 46V45H192ZM214 46V45H213ZM212 46V47H213ZM222 46V45H221ZM225 46H223V47H225ZM230 46V45H229ZM254 46V45H253ZM66 47H67V45H66ZM71 46H69L68 48H70ZM96 47V46H95ZM100 47V46H99ZM119 47H121V46H119ZM118 47V48H119ZM140 47H141V45H140ZM144 47H145V45H144ZM159 47V46H158ZM169 47V46H168ZM199 47V46H198ZM216 47H218V45L216 46ZM225 47V49H222V47H220L221 48V50L220 49H218V50H220L219 52H218V50H216V52L217 53H220V52H223V53H225V57L224 56H219L218 58H219V60H222L223 58H224V62H226L227 63V61L228 62H235V59L231 56V55H229V48L227 49ZM255 47V46H254ZM38 48H40V46H38ZM37 47H36V50L38 49ZM45 48V47H44ZM44 48H43V50H44ZM67 48V49H68ZM73 48V47H72ZM91 48V47H90ZM111 48H113L114 49V47H111ZM124 48V47H123ZM126 48V47H125ZM130 48V47H129ZM132 48H133V46H132ZM146 48V47H145ZM145 48H144V50H145ZM151 48V47H150ZM193 48H196V47H193ZM192 48V49H193ZM205 48V47H204ZM215 48V47H214ZM213 48V49H214ZM240 48V47H239ZM251 48V50L250 51H252V52H254L256 49H254V51H253V47H250ZM256 48V47H255ZM32 49V48H31ZM64 49H65V47H64ZM63 49V46H62V49L61 50H64ZM94 49H96V48H94ZM109 49V48H108ZM115 49H116V47H115ZM114 49V50H115ZM136 49H139V47L137 46L136 47ZM142 49H143V47H142ZM141 49V50H142ZM191 49V48H190ZM190 49H186V51L187 50H190ZM198 49V48H197ZM209 49V48H208ZM212 48H210V50H213ZM216 49V48H215ZM243 49V48H242ZM248 49V48H247ZM259 49V48H258ZM35 50V51H36ZM41 50V49H40ZM102 51L104 50V49H101ZM119 50V49H118ZM125 50V49H124ZM141 50H139V53L141 52ZM144 50H143V52L141 53V54H143L144 53ZM148 50H150V49H148ZM159 50V49H158ZM177 50V49H176ZM184 50V49H183ZM182 50V51H183ZM193 50H195V52L193 51ZM192 51L194 52V53H196V51H198V50H196V49H193ZM226 50V51H225ZM228 50V51H227ZM50 51V50H49ZM53 51H55V50H53ZM52 51V52H53ZM98 51V50H97ZM96 51V52H97ZM102 51H100V53L102 52ZM111 51V50H110ZM120 51V50H119ZM129 51V50H128ZM136 51V50H135ZM145 51H147V50H145ZM153 51V50H152ZM154 51H155V48H154ZM154 51L151 53V51H150V53H149V51H147L146 53H144V55L146 56V55H148L147 57H149V56H151V57H155V56H157V55H155V53H154ZM172 51H173V49H172ZM36 52H38V51H36ZM44 52V51H43ZM106 52V51H105ZM127 52V51H126ZM157 52V51H156ZM168 52V51H167ZM170 52V51H169ZM175 52V51H174ZM177 52V51H176ZM192 52V54H194ZM202 52V51H201ZM200 52V50L198 51V54L199 53H201ZM204 52H206V51H204ZM211 52V51H210ZM213 52V51H212ZM215 52V51H214ZM213 52V53H214ZM45 53H47V51L45 52ZM55 53H56V51H55ZM62 55L63 54H65V53H63V51H61L60 52ZM103 53V52H102ZM107 53V52H106ZM111 53V52H110ZM120 53H122V52H120ZM185 52H183V54H184ZM190 53H191V51H190ZM216 53V54H217ZM232 53V52H231ZM243 53V52H242ZM246 53V52H245ZM33 54V53H32ZM105 54V53H104ZM112 54V53H111ZM125 54V53H124ZM123 54V55H124ZM138 54V53H137ZM140 54V55H141ZM157 54V53H156ZM161 54V53H160ZM168 54V53H167ZM171 54V53H170ZM187 54H188V52H187ZM197 54V53H196ZM208 55H209V53H207ZM207 54H204V55H207ZM241 54V53H240ZM239 54V55H240ZM259 54V53H258ZM44 55V54H43ZM57 55V54H56ZM110 55V54H109ZM118 55V54H117ZM165 55V54H164ZM186 55V53L184 54V56ZM220 55H224V54H222V53H220ZM235 55H236V53H235ZM256 55V54H255ZM45 56V55H44ZM51 56V55H50ZM60 56V55H59ZM126 56V55H125ZM130 56V55H129ZM136 56V55H135ZM142 56V55H141ZM178 56V55H177ZM188 56H189V54H188ZM193 56V55H192ZM192 56H190V57H192ZM195 56V55H194ZM197 56V55H196ZM199 56H200V54H199ZM203 56V55H202ZM202 56H200V57H202ZM215 56V55H214ZM257 56V55H256ZM139 57V56H138ZM138 57H136V58H138ZM146 57V58H147ZM180 57V56H179ZM221 57H223V58H221ZM248 57V56H247ZM259 57V56H258ZM92 58V57H91ZM107 58V57H106ZM109 58V57H108ZM112 58H114V57H112ZM118 58V57H117ZM127 58V57H126ZM135 58V57H134ZM133 58V59H134ZM135 58V59H136ZM141 59H142V57H140ZM144 58V57H143ZM145 58V59H146ZM157 57H155V58H153V59H156ZM172 58V57H171ZM176 58V57H175ZM183 58H185V57H183ZM210 58V57H209ZM217 58V59H218ZM249 58V57H248ZM247 58V59H248ZM68 59V58H67ZM100 59V58H99ZM104 59V58H103ZM111 59V58H110ZM109 59V60H110ZM120 59V58H119ZM149 59V58H148ZM147 59V60H148ZM151 59V58H150ZM166 59H167V57H166ZM191 59V58H190ZM213 59H214V57H213ZM216 59V58H215ZM229 59L231 60V61H229ZM233 59V60H232ZM258 59V58H257ZM118 60V59H117ZM121 60V59H120ZM127 60V59H126ZM163 60H164V58H163ZM194 60V59H193ZM41 61V60H40ZM104 61V60H103ZM103 61H102V63H103ZM111 61V60H110ZM109 61V62H110ZM154 61V60H153ZM156 61H157V59H156ZM161 61H162V59H161ZM167 61V60H166ZM165 61V62H166ZM171 62L173 61V60H170ZM169 61V62H170ZM175 61V60H174ZM182 61V60H181ZM188 61V60H187ZM202 61H203V59H202ZM208 61V60H207ZM216 61H218V60H216ZM223 61H220V66H221V63H224ZM241 61V60H240ZM245 61V60H244ZM108 62V61H107ZM108 62V63H109ZM112 62H113V60H112ZM119 63L121 62V61H118ZM125 62V61H124ZM158 62V61H157ZM179 60H178V64H179ZM190 62V61H189ZM194 62H197V61H194ZM210 62V61H209ZM213 62V61H212ZM248 62V61H247ZM252 62V61H251ZM106 63V62H105ZM127 63V62H126ZM138 63H140L139 61H138ZM142 63V62H141ZM146 63H150V62H146ZM175 63V62H174ZM184 63H186V62H184ZM208 63V62H207ZM211 63V62H210ZM218 63V62H217ZM225 63V64H226ZM249 63V62H248ZM254 63V62H253ZM262 63V62H261ZM160 64V63H159ZM164 64V63H163ZM183 64V63H182ZM190 64H192V62L190 63ZM237 64V63H236ZM251 64V63H250ZM260 64V63H259ZM104 65V64H103ZM112 65V64H111ZM136 65V64H135ZM146 65V64H145ZM160 65H162V64H160ZM194 65V64H193ZM193 65H192V67H193ZM204 65V64H203ZM231 65V64H230ZM258 65V64H257ZM261 65H263V64H261ZM108 66V65H107ZM133 66V65H132ZM144 66V65H143ZM158 66V65H157ZM171 66V65H170ZM176 66H178L177 64H176ZM182 66V65H181ZM189 66V65H188ZM201 66H202V64H201ZM200 66V67H201ZM210 66V65H209ZM209 66L206 68V66H205V68H200L199 70H192V72H190V73H187L186 75L185 74H183L184 76H182V75H180L179 73V71H178V69L176 70V69H173L172 67H171V70L170 71H168V79H171V80H168L166 83H164V84H167V85H169V82L171 81V84H172V86L171 87H178V86H190V88H191V86H201L207 79H209V78H212L211 80V85H212V83H216V82H219V81H217V80H220L219 78H220V76L218 77V79H215V75L217 74V73H219L218 72V70H220V66H217L218 67V70L217 69H215V68H213V67H210L209 68ZM211 66H216V63H214V65L212 64ZM234 66V65H233ZM245 67H246V65H244ZM253 66V65H252ZM255 66V65H254ZM97 67V66H96ZM119 67V66H118ZM123 67H126V66H124L123 65ZM160 67V66H159ZM164 67V66H163ZM236 67V66H235ZM242 67H243V65H242ZM244 67V68H245ZM108 68V67H107ZM128 68H130V66L128 67ZM140 68V67H139ZM138 68V69H139ZM143 68V67H142ZM155 68V67H154ZM153 68V69H154ZM157 68V67H156ZM166 68V67H165ZM168 68V67H167ZM178 68V67H177ZM186 68V67H185ZM252 68V67H251ZM258 68V67H257ZM264 68V67H263ZM95 69H97V68H95ZM100 69H102V67L100 68ZM122 69V68H121ZM120 69V70H121ZM127 69V68H126ZM135 69V68H134ZM190 69V68H189ZM229 69V68H228ZM239 69V68H238ZM248 69V68H247ZM253 69V68H252ZM258 69H260V68H258ZM104 70H105V68H104ZM114 70V69H113ZM119 70V69H118ZM133 70V69H132ZM140 70V69H139ZM142 70V69H141ZM152 70V69H151ZM180 70V69H179ZM225 70V69H224ZM242 70H243V68H242ZM241 69H240V71L239 70H236L235 72H236V74H232V75H230V73L228 74V76L226 77V79H227V82L230 84V85H232V86H237V87H242V89L243 88H247L246 90H251L253 87L254 88H256V89H258V87H260L262 84H264L263 82H264V77L263 76H261V75H258V74H253V72H252V74L250 73V74H245V73H243V71H242ZM261 70H263V69H261ZM108 71V70H107ZM126 71V70H125ZM145 71V70H144ZM153 71V70H152ZM166 71V70H165ZM221 71V70H220ZM223 71V70H222ZM248 72H249V70H247ZM252 71V70H251ZM112 72V71H111ZM117 72V71H116ZM134 72V71H133ZM146 72V71H145ZM182 72V71H181ZM217 72V73H216ZM227 72V71H226ZM230 72V71H229ZM235 72H233V73H235ZM256 72V71H255ZM264 72V71H263ZM124 73V72H123ZM129 73V72H128ZM137 73V72H136ZM143 73V72H142ZM223 73V72H222ZM259 73V72H258ZM159 74V73H158ZM96 75V74H95ZM102 75V74H101ZM130 75H131V73H130ZM137 75V74H136ZM140 75V74H139ZM160 76V75H159ZM162 76V75H161ZM164 76H166L165 74H164ZM167 76H166V78H167ZM216 76H218V75H216ZM109 77V76H108ZM147 77H148V75H147ZM99 78H101V77H99ZM165 78V79H166ZM217 78V77H216ZM222 78H223V75H222ZM222 78H221V82H222ZM86 79V78H85ZM95 79V78H94ZM105 79V78H104ZM143 79V78H142ZM225 78H223V80H224ZM102 80V79H101ZM106 80V79H105ZM135 80V79H134ZM138 80V79H137ZM79 81V80H78ZM94 81V80H93ZM96 81H98V79L96 80ZM136 81V80H135ZM142 80H140L139 82H141ZM209 81V80H208ZM226 81V80H225ZM86 83L88 82V81H85ZM220 82V83H221ZM224 82V81H223ZM261 82H262V84H261ZM94 83H96V82H94ZM93 83V84H94ZM104 83V82H103ZM133 83V82H132ZM210 83V82H209ZM224 83H226V82H224ZM228 83H227V85H228ZM81 84V83H80ZM92 84V85H93ZM101 84V83H100ZM105 84V83H104ZM138 84H140V83H138ZM156 84V83H155ZM79 85V84H78ZM97 85H99V83L97 82ZM102 85V84H101ZM100 85V86H101ZM127 85V84H126ZM161 85V84H160ZM208 85V84H207ZM210 85V84H209ZM214 85V84H213ZM213 85L211 86V87H213ZM217 85V84H216ZM218 85H221V84H219L218 83ZM217 85V86H218ZM226 85V84H225ZM224 85V87H226ZM82 86V85H81ZM99 86V87H100ZM103 86V85H102ZM206 86V85H205ZM80 87V86H79ZM92 87V86H91ZM203 87V86H202ZM210 87V86H209ZM231 87V86H230ZM250 87H252V88H250ZM81 88V87H80ZM128 88V87H127ZM152 88V87H151ZM153 88H156L155 86L153 87ZM152 88V89H153ZM170 88V87H169ZM188 88V87H187ZM186 88V89H187ZM207 88V87H206ZM218 88V87H217ZM248 88H250V89H248ZM84 89V88H83ZM89 89V88H88ZM96 89V88H95ZM101 89V88H100ZM171 89V88H170ZM185 89V88H184ZM198 89V88H197ZM201 89V88H200ZM214 89V88H213ZM225 89V88H224ZM241 89V90H242ZM262 89H264L263 88V85H262ZM82 90V89H81ZM97 90V89H96ZM239 90V89H238ZM253 90H255V89H253ZM87 91V90H86ZM88 91H91V90H88ZM171 91V90H170ZM169 91V92H170ZM182 91V90H181ZM199 91V90H198ZM211 91V90H210ZM245 91V90H244ZM260 91H261V94H262V97H264L263 96V90H261L260 89ZM92 92V91H91ZM94 92V91H93ZM97 92V91H96ZM147 92V91H146ZM145 92V93H146ZM154 92V91H153ZM176 92V91H175ZM184 92V91H183ZM212 92H215V91H212ZM246 92V91H245ZM257 92V91H256ZM86 93V92H85ZM90 93V92H89ZM104 93V92H103ZM148 93H149V91H148ZM147 93V94H148ZM160 93V92H159ZM165 93V92H164ZM244 93V92H243ZM252 93V92H251ZM260 93V92H259ZM94 94V93H93ZM158 94V93H157ZM182 94V93H181ZM193 94V93H192ZM204 94V93H203ZM250 94V93H249ZM261 94H260V96H261ZM92 95V94H91ZM101 95V94H100ZM146 95V94H145ZM175 95V94H174ZM241 95V94H240ZM245 95V94H244ZM248 95V94H247ZM168 96V95H167ZM182 96V95H181ZM186 96V95H185ZM198 96V95H197ZM200 96V95H199ZM201 96H202V94H201ZM243 96V95H242ZM251 96H252V94H251ZM259 96V95H258ZM158 97V96H157ZM163 97H164V95H163ZM165 97H166V94H165ZM164 97V98H165ZM179 97V96H178ZM236 97V96H235ZM262 97H260L261 99H262ZM160 98V97H159ZM158 98V99H159ZM162 98V97H161ZM186 98H188V97H186ZM203 98H206L205 96L203 97ZM218 98V97H217ZM217 98H215V99H217ZM229 98V97H228ZM251 98H253V97H251ZM90 99V98H89ZM142 99V98H141ZM200 99V98H199ZM232 99H233V97H232ZM241 99H242V97H241ZM240 99V100H241ZM249 99V98H248ZM254 99V98H253ZM151 100V99H150ZM157 100V99H156ZM160 100V99H159ZM173 100V99H172ZM204 100V99H203ZM236 100V99H235ZM143 101H144V99H143ZM189 101V100H188ZM193 101V100H192ZM200 101V100H199ZM208 101V100H207ZM221 101V100H220ZM254 101V100H253ZM148 102V101H147ZM155 102V101H154ZM157 102V101H156ZM163 102V101H162ZM232 102H234V101H232ZM243 102V101H242ZM246 102V101H245ZM251 102V101H250ZM256 102V101H255ZM158 103V102H157ZM160 103H161V101H160ZM159 103V104H160ZM164 103H165V100H164ZM163 103V104H164ZM171 103V102H170ZM176 103V102H175ZM187 103V102H186ZM191 103V102H190ZM201 103V102H200ZM211 103V102H210ZM241 103V102H240ZM145 104V103H144ZM152 104H154V103H152ZM173 104V103H172ZM203 104V103H202ZM227 104H229V103H227ZM226 104V105H227ZM247 104V103H246ZM251 104V103H250ZM249 104V105H250ZM255 104H259V103H255ZM155 105H157L156 103H155ZM207 105V104H206ZM231 105V104H230ZM160 106V105H159ZM168 106V105H167ZM246 106V105H245ZM215 107V106H214ZM224 107V106H223ZM242 107V106H241ZM254 107H255V105H254ZM142 108V107H141ZM145 108V107H144ZM161 108V107H160ZM170 108V107H169ZM186 108V107H185ZM256 108H258V106H256ZM255 108V109H256ZM6 109V108H5ZM15 109V108H14ZM178 109V108H177ZM236 109V108H235ZM241 109V108H240ZM260 112L262 113V115H259V116H257L256 118H249V117H247V116H245V114L242 112V113H240V117L238 118L237 117V119L235 118H233V116L231 117V118H233L234 120H232L231 118H229V116L228 115H223V114H220V116H218V120L215 122V123H213V122H210L209 124H206L205 122L203 123L202 121H198V126H196L195 124H192V123H196V122H194L196 119V117L194 118V117H192V119H191V117H190V115H189V117H187V113H186V115H185V112H187V111H185V112H179L178 114H177V116L175 117H172L171 116V118H169L168 120H167V123H168V125H169V127H168V130L165 132V134L164 135H162V136H160V138L159 139H156V141L154 142V143H156L155 145L157 146V150L159 151V152H161L162 151V154L160 153H158L157 155L156 154H150V152L151 151H148V153H149V155H146L145 154V156L144 155H142L141 153L140 154H134L133 152L132 153H126V152H128V149L127 150H125L126 152L124 153H122V154H116V153H113L112 151L110 152V153H107L106 155H103L102 154V156H104V157H101V160H99V161H97V158H96V161H93L91 164H84V165H82V166H74V167H70V168H64L63 166H62V168H58L59 170L57 171L58 172V174H59V182H60V180H61V178H65V179H67V177L66 176H68V178H70L69 176H72V178H70V179H67V180H71V182H65L66 180H64L63 182L64 183H66V184H72V182L73 183H76V182H78L77 183V185L79 186L80 185V183H82V181H83V176L81 175L82 173H86L87 172V174H85V175H87L88 177L90 176V179L88 180V184L87 183H85V182H83L82 183V185H80V187L79 188H82L83 187V185H85V184H87L88 185V187L86 188L88 191H86V189H84V190H80V192H78V193H75V195L74 196H77L78 195V198H76L77 200H76V202H74L75 204L73 205V206H70V202L68 203V201H66V198H65V200L63 201V199H62V201L63 202H61L62 203V208H61V214H59L58 216H56V218L54 219V220H50L49 222H45L47 225L48 224H50L51 225V223H54L56 220H58V223H59V232H61V234L63 233V236H64V238L65 239H63L64 240V246H63V254H64V256H63V260H61L62 262H60V263H62V264H108L109 263V261H107V259H106V249L104 248V246H102V243H101V236H102V231H101V225H102V223L106 220H111V221H114V224H117V220H118V218H119V216H120V214H122L123 213V211H124V209H119L118 210V208L120 207V204L122 203V200L124 201V198L126 197H124V196H122V195H125V194H127V195H134L135 193H133L134 191H138V192H142V191H150V190H156L157 191V189H158V186H160V184H161V182H163L164 183V181H166V183L168 182L169 184H174V183H176L177 184V182H183V183H185V181L189 178V177H191V176H193V178H194V176L195 177H197V178H195V180H194V184L195 185H193V187L195 186V187H199L200 189H203V188H206V186H208V189H209V187H211L212 186V184L209 186V184H210V182H211V180H214V181H217V183L219 182V181H221V182H223V181H231V183H233L234 184V180L236 179V178H239V179H236V182H238V186H239V188H240V185H242V187H244L245 186V188H248V187H246V186H249V185H253L254 183H256V182H254L253 183V181L256 179V178H254V176H253V179H252V175H255V173L254 172H259L260 171V173L261 172H263L264 173V170H263V168H264V166L262 165V162H263V160H262V162L260 163V160H259V157L264 153V101H262V106L260 105ZM152 110V109H151ZM161 110V109H160ZM167 110V109H166ZM166 110H164V111H166ZM211 110H213V109H211ZM215 110V109H214ZM218 110V109H217ZM254 110V109H253ZM7 111V110H6ZM154 111V110H153ZM172 112V110H167V112L168 113H171ZM202 111H203V109H202ZM207 111V110H206ZM226 111H227V109H226ZM238 111V110H237ZM163 112V111H162ZM178 112V111H177ZM176 112V113H177ZM199 112V111H198ZM236 112V111H235ZM246 112V111H245ZM257 112H258V109H257ZM260 112H258V113H260ZM33 113H34V111H33ZM149 113V112H148ZM174 113V112H173ZM173 113H172V115H173ZM176 113H175V115H176ZM200 113H202V112H200ZM207 113V112H206ZM260 113V114H261ZM188 114H189V111H188ZM209 114H211V113H209ZM219 114V113H218ZM217 114V115H218ZM255 114V113H254ZM158 116V115H157ZM193 116V115H192ZM206 116V115H205ZM144 117V116H143ZM210 117V116H209ZM212 117V116H211ZM217 117V116H216ZM8 118V117H7ZM168 118V117H167ZM195 120H194V119ZM119 119V118H118ZM128 120V119H127ZM135 120H136V118H135ZM162 120V119H161ZM198 120V119H197ZM202 120V119H201ZM129 121V120H128ZM206 121V120H205ZM211 121V120H210ZM122 122V121H121ZM136 122V121H135ZM159 122V121H158ZM118 123V122H117ZM152 123V122H151ZM108 124V123H107ZM106 124V125H107ZM122 124V123H121ZM124 125V124H123ZM123 125H122V127H123ZM132 125V124H131ZM135 127V126H134ZM164 127V126H163ZM121 128V127H120ZM133 128V127H132ZM142 128V127H141ZM160 128V127H159ZM162 128V127H161ZM160 128V129H161ZM122 129V128H121ZM145 129V128H144ZM124 130H125V128H124ZM156 130V129H155ZM159 130V129H158ZM203 130H205V131H203ZM154 131V130H153ZM115 132H116V130H115ZM132 132V131H131ZM144 132V131H143ZM159 132V131H158ZM162 132V131H161ZM142 133V132H141ZM146 133V132H145ZM150 133V132H149ZM157 133V132H156ZM253 133H255V135H253ZM134 134V133H133ZM140 134V133H139ZM249 134H252V135H250V136H248ZM116 135V134H115ZM121 135V134H120ZM137 135V134H136ZM152 135V134H151ZM155 135V134H154ZM246 136H248V137H246ZM122 137H123V134H122ZM141 137H143V136H141ZM146 137H147V135H146ZM246 137V138H245ZM128 138V137H127ZM126 139V138H125ZM129 139V138H128ZM127 139V140H128ZM138 139H140V138H138ZM151 139V138H150ZM124 141V140H123ZM148 141V140H147ZM126 143V142H125ZM131 143V142H130ZM138 143V142H137ZM140 143V142H139ZM138 143V144H139ZM148 143V142H147ZM146 143V144H147ZM133 144V143H132ZM135 144V143H134ZM133 144V145H134ZM141 144V143H140ZM145 144V143H144ZM151 144V143H150ZM149 144V145H150ZM123 146V145H122ZM130 146V145H129ZM128 146V147H129ZM139 146V145H138ZM146 146V145H145ZM140 147V146H139ZM152 147V146H151ZM154 147V146H153ZM107 148V147H106ZM115 148V147H114ZM118 148V147H117ZM125 148H127V147H125ZM131 148V147H130ZM134 148V147H133ZM149 148H150V146H149ZM135 149V148H134ZM133 149V150H134ZM140 150H141V148H139ZM146 149V148H145ZM113 150V149H112ZM133 150H131V151H133ZM150 150H151V148H150ZM156 149L154 150V151H157ZM105 151H108V150H105ZM117 151H118V149H117ZM130 151V150H129ZM135 151H136V149H135ZM134 151V152H135ZM139 151V150H138ZM116 152V151H115ZM140 152V151H139ZM153 152V151H152ZM121 153V152H120ZM68 157V156H67ZM264 158V157H263ZM72 160V159H71ZM75 161V160H74ZM69 162V161H68ZM75 163V162H74ZM63 165V164H62ZM71 165V164H70ZM69 165V166H70ZM27 166V165H26ZM68 166V167H69ZM60 167V166H59ZM8 172V171H7ZM171 172V173H170ZM176 173H178L179 175H177ZM254 173V174H253ZM262 173V174H263ZM3 174V173H2ZM1 174V175H2ZM78 174H80V177H78L79 175ZM244 174V175H243ZM171 175H175L174 177H171ZM258 175V174H257ZM260 175V174H259ZM258 175V176H259ZM76 176L78 177V181H76V180H74V179H76ZM87 176H85V177H87ZM210 177V178H206V177ZM263 176H264V174H263ZM262 177V176H261ZM263 178V177H262ZM58 180V179H57ZM188 180H190V178L188 179ZM233 180V181H232ZM257 180H260V178L259 179H257ZM264 180V179H263ZM262 180V181H263ZM74 181H76V182H74ZM256 181V180H255ZM58 182V181H57ZM62 182V183H63ZM181 182V183H182ZM221 182H220V185H221ZM228 182V183H229ZM240 182V183H239ZM258 182V181H257ZM160 183V184H159ZM162 183V185H165V184H163ZM186 183H188V182H186ZM191 183V182H190ZM224 183V182H223ZM222 183V184H223ZM230 183V184H231ZM126 184H128L129 185V187L127 188V186H126ZM216 184V183H215ZM226 184H227V182H226ZM240 184V185H239ZM257 184V183H256ZM259 184H261V182H259ZM259 184H257V185H259ZM115 185L116 186V189L113 187V186ZM161 185V186H162ZM167 185V184H166ZM179 185V184H178ZM182 185V184H181ZM190 185V184H189ZM219 185V184H218ZM232 185V184H231ZM255 185V184H254ZM72 186H74V187H77L76 185H72ZM186 186V185H185ZM215 185H213V187L212 188H214L215 189V187L217 186H215ZM222 186V185H221ZM220 186V187H221ZM225 186V185H224ZM234 186V185H233ZM260 186V185H259ZM66 187H68V188H72L73 189V187H69V186H66ZM163 187V186H162ZM168 187H169V185H168ZM192 187V186H191ZM223 187V186H222ZM228 187V186H227ZM241 187V190L243 189ZM253 187V186H252ZM257 186H255V188H256ZM233 188V187H232ZM232 188H230V189H232ZM250 188V187H249ZM172 189H173V185H172ZM178 189V188H177ZM186 189V188H185ZM193 189V188H192ZM199 189V190H200ZM214 189L212 190V189H209V191H213V193L211 192V194H208L207 195V197H206V206L208 205V207H209V205L213 202V200L215 199V198H217L216 197V195L218 196V193L216 192V194H215V192H214ZM219 189L220 188H218V191H219ZM251 189V188H250ZM262 191L264 192V186H262ZM159 190V189H158ZM163 190V189H162ZM167 190V189H166ZM197 189L195 188V190H194V192L196 191ZM235 190V189H234ZM255 190V189H254ZM176 191V190H175ZM190 191V190H189ZM202 191V190H201ZM243 191H245V190H243ZM252 191V190H251ZM129 192H131V193H129ZM151 192V191H150ZM150 192H149V194H150ZM176 192H179V191H176ZM188 192V191H187ZM192 192H193V190H192ZM197 192H199V191H197ZM208 192V191H207ZM220 192V191H219ZM224 192H225V190H224ZM249 192H250V190H249ZM72 193V192H71ZM143 193V192H142ZM147 193V192H146ZM166 193V192H165ZM181 193V192H180ZM184 193V192H183ZM182 193V194H183ZM210 193V192H209ZM221 193H222V191H221ZM77 194V195H76ZM148 194V193H147ZM156 194V193H155ZM155 194H154V196H155ZM169 194V193H168ZM177 194V193H176ZM176 194H175V196H176ZM181 194V195H182ZM195 194H197L196 192H195ZM199 194V193H198ZM197 194V195H198ZM201 194H202V192H201ZM215 194V195H214ZM252 194V193H251ZM137 195V194H136ZM152 195H153V193H152ZM180 195V194H179ZM181 195H180V197L179 198H182L181 197ZM190 195V194H189ZM194 195V194H193ZM193 195H191V196H193ZM204 195V194H203ZM214 195V196H213ZM224 195H225V193H224ZM227 195V194H226ZM236 195V194H235ZM142 196V195H141ZM188 196V195H187ZM196 196V195H195ZM205 196V195H204ZM229 196H230V194H229ZM254 196H256L255 194H254ZM133 197H135V196H133ZM133 197H131V198H128V199H125V200H128V201H131V202H133V200H137L136 198L134 199ZM147 197V196H146ZM151 197V196H150ZM159 197V196H158ZM166 197V196H165ZM199 197H201V196H199ZM64 198V197H63ZM144 198V197H143ZM148 198H149V195H148ZM154 198V197H153ZM169 198V197H168ZM167 198V199H168ZM185 198V197H184ZM190 198V197H189ZM196 198V197H195ZM202 198V197H201ZM74 198H72V200H73ZM151 199H152V197H151ZM158 199V198H157ZM159 199H160V197H159ZM183 199V198H182ZM197 199V198H196ZM61 200V199H60ZM145 200V199H144ZM150 200V199H149ZM152 200H156L155 198L154 199H152ZM163 198L160 200L162 203H163ZM165 200H166V198H165ZM188 200V199H187ZM187 200H181L180 202H178L177 200V203L175 202V204L174 205H180V203H183V205L185 206L186 205V203H187ZM191 200V199H190ZM201 200V199H200ZM75 201V200H74ZM143 201V200H142ZM171 201H173V200H171ZM186 201V202H185ZM264 201V200H263ZM135 202V201H134ZM139 202V201H138ZM137 202V203H138ZM143 202H145V201H143ZM151 202V201H150ZM161 202H160V204H161ZM166 202H168V201H166ZM170 202V201H169ZM136 203V202H135ZM135 203H134V206H137V205H135ZM147 203H148V201H147ZM154 203V205H157V204H159L158 202L155 204V202H153ZM195 203V202H194ZM197 203H200V202H198L197 201ZM204 203V204H205ZM214 203V202H213ZM212 203V204H213ZM73 204V203H72ZM124 204H126V203H124ZM129 204V203H128ZM140 204H141V202H140ZM159 204V205H160ZM167 204V203H166ZM170 204H171V202H170ZM190 204H192V203H190ZM211 204V205H212ZM141 205H143V204H141ZM145 205V204H144ZM148 205V204H147ZM152 205V204H151ZM150 205V206H151ZM162 205V204H161ZM161 205H160V207H161ZM169 205V204H168ZM173 205V206H174ZM176 205V206H177ZM225 205V204H224ZM258 205V204H257ZM76 208H75V207ZM139 206V205H138ZM146 206V205H145ZM144 206V207H145ZM153 206V205H152ZM228 206V205H227ZM75 208V209H72V208ZM144 207H143V209L142 210H144ZM156 207V206H155ZM182 207V206H181ZM122 208V207H121ZM130 208V207H129ZM132 208V207H131ZM135 208V207H134ZM134 208H133V211H134ZM137 208V207H136ZM140 208H142V207H140ZM171 208H172V206H171ZM191 208H192V206H191ZM195 208V207H194ZM193 208V209H194ZM126 209V208H125ZM138 209V208H137ZM137 209H135L136 211H137ZM146 209H148V208H146ZM173 209V208H172ZM184 209V208H183ZM186 209V208H185ZM184 209V210H185ZM209 209V208H208ZM244 209V208H243ZM253 209V208H252ZM129 210V209H128ZM139 210H141V209H139ZM158 210H163V209H158ZM174 210H176V209H174ZM190 210V209H189ZM204 210V209H203ZM222 210V209H221ZM220 210V211H221ZM245 210V209H244ZM257 210V209H256ZM147 211V210H146ZM138 212V213H137ZM137 212H135V214L138 216V214L140 213L139 211H137ZM144 211H142V213H143ZM153 212V211H152ZM157 212V211H156ZM155 212V213H156ZM134 213V212H133ZM173 213H176V212H173ZM208 213V212H207ZM220 213V212H219ZM241 213V212H240ZM262 213V212H261ZM144 214H145V212H144ZM167 214V213H166ZM171 214V213H170ZM246 214V213H245ZM146 215V214H145ZM226 215V214H225ZM237 215V214H236ZM235 215V216H236ZM141 216V215H140ZM150 217V216H149ZM171 217H172V215H171ZM190 217V216H189ZM239 217V216H238ZM121 218V217H120ZM134 218H135V216H134ZM159 218V217H158ZM174 218V217H173ZM183 218H184V216H183ZM196 218V217H195ZM198 218V217H197ZM200 218V217H199ZM219 218V217H218ZM132 219V218H131ZM222 219V218H221ZM244 220H246L243 224H250V225H255V227H256V225L258 224V222L257 221H255V220H249L250 219V217H247V216H244V218H243ZM242 219V220H243ZM125 220V219H124ZM134 220V219H133ZM137 220V219H136ZM135 220V221H136ZM172 219H166V220H163V219H159V221H167L166 223H168L169 222V224H168V226L167 227H165L164 225V227L162 228V227H160V229L158 228V227H156L157 226V220H151V222L149 223V225H148V227L147 226H145V227H142V229L143 228H148V229H150L151 231H150V233H147V235H144V236H142V234H141V236H142V238L140 239V238H138L139 240L138 241H136V242H138L139 243V241L141 240V241H143L142 243H148V241H150L151 239H155V241H154V243H153V245L151 244V246H153V249H149V250H151V251H149L148 250V248L146 249V250H144V252H142V250H140L143 254L141 255V258L139 259V258H137L138 260L136 261H134V260H132V259H134V258H132L131 260L133 261L131 264H176L177 262H176V259L174 258L177 254H176V252H175V254H164L163 253V251H165V250H163V251H161L160 249H162L165 245H164V241L166 240V239H169L168 237H169V234H170V232H171V230L170 229H172V228H174V224L175 223H173L172 221H171ZM187 220V219H186ZM198 220V219H197ZM238 220V219H237ZM105 221V222H106ZM149 221V220H148ZM178 221V220H177ZM195 221V220H194ZM208 221V220H207ZM223 221H224V219H223ZM249 221H251V222H249ZM137 222V221H136ZM185 222H187V221H185ZM196 222V221H195ZM194 222V223H195ZM226 222H228V221H226ZM231 222V221H230ZM239 222V221H238ZM242 222V221H241ZM135 223V222H134ZM133 223V224H134ZM138 223V222H137ZM180 223V222H179ZM184 223V222H183ZM188 223V222H187ZM225 223V222H224ZM176 224H178V223H176ZM189 224V223H188ZM45 225V224H44ZM44 225L43 226H40V227H36V226H34V225H31V226H29V227H26L27 229L25 230H23V233L17 238V240H16V242H12L11 244H10V242L9 243H7V244H3L4 246H1L0 248H2V247H5V246H9V245H12L13 247H9L7 250H3V248L2 249H0V264H33L34 263V260H35V258L37 257V255H38V249L37 248H39L40 247V245H41V243L45 240V238H46V234L42 231L43 229H44ZM56 225V224H55ZM159 225V224H158ZM161 225V224H160ZM223 225V224H222ZM226 225V224H225ZM134 226H135V224H134ZM185 226V225H184ZM186 226H188L187 224H186ZM252 226V227H253ZM261 226V225H260ZM158 228V229H154V228ZM179 227H180V225H179ZM117 228V227H116ZM120 228V227H119ZM188 228V227H187ZM186 228V229H187ZM224 228V227H223ZM247 228V227H246ZM250 228V227H249ZM114 229H115V227H114ZM178 229V228H177ZM176 229V230H177ZM180 229V228H179ZM237 229V228H236ZM87 230V231H86ZM127 230V229H126ZM130 230V229H129ZM137 230V229H136ZM135 230V231H136ZM144 230V229H143ZM142 230V231H143ZM147 230V229H146ZM192 230H193V228H192ZM206 230V229H205ZM259 230V229H258ZM90 232V236L92 235H94L93 236V238L94 239H92L90 242H92V241H94V244H89V246H92L91 247V249H90V247L88 248V244H86L87 243V241H88V239H89V232ZM215 231V230H214ZM85 232H86V234H85ZM141 232V231H140ZM176 232H178V230L176 231ZM182 232V231H181ZM207 232V231H206ZM236 232V231H235ZM242 232V231H241ZM259 232V231H258ZM139 233V232H138ZM213 233V232H212ZM116 234V233H115ZM145 234V233H144ZM172 234V233H171ZM185 234V233H184ZM194 234V233H193ZM226 234V233H225ZM247 234V233H246ZM245 234V235H246ZM216 235V234H215ZM253 235V234H252ZM127 236V235H126ZM195 236V235H194ZM84 237L86 238L87 237V241L86 242H84ZM137 238V237H136ZM205 238V237H204ZM208 238V237H207ZM219 238V237H218ZM174 239V238H173ZM13 240V239H12ZM186 240V239H185ZM244 240V239H243ZM259 240H261V239H259ZM135 241V240H134ZM215 241V240H214ZM89 242V241H88ZM127 242V241H126ZM167 242V241H166ZM169 242H172L171 240L169 241ZM179 242V241H178ZM208 242V241H207ZM236 242V241H235ZM249 242V241H248ZM248 242H247V244H248ZM137 243V245H140V243L138 244ZM177 243V242H176ZM175 243V244H176ZM199 243V242H198ZM216 243V242H215ZM256 243V242H255ZM259 243V242H258ZM260 243H261V247H258V246H260ZM259 243V245L258 246H256V245H254L256 248L255 249H253L252 250V248H251V250L252 251H250V249H249V251L247 252H245L244 251V254H242V256L239 254V255H237V257L236 258H233V256L232 257H228V258H224V257H221V258H218L217 257V259L213 262L212 260L210 261H208V260H205V259H203L202 258V260H200L201 262H196L195 264H264V242H260ZM174 244V245H175ZM58 245H60V244H58ZM145 245V244H144ZM193 245V244H192ZM218 245V244H217ZM223 245V244H222ZM149 246V245H148ZM148 246H146V247H148ZM166 246H167V243H166ZM201 246V245H200ZM227 246V245H226ZM245 246H246V244H245ZM251 246H252V244H251ZM253 246V247H254ZM263 246V247H262ZM135 247V246H134ZM172 247V246H171ZM176 247H178V246H176ZM186 247V246H185ZM188 247V246H187ZM190 247H192V246H190ZM165 248V247H164ZM189 248V247H188ZM221 248V247H220ZM118 249V248H117ZM120 249V248H119ZM133 249V248H132ZM131 249V250H132ZM138 248H135V250H137ZM174 249V248H173ZM176 249V248H175ZM247 249V248H246ZM40 250V249H39ZM134 250V252H137V251H135ZM167 250V249H166ZM172 250V249H171ZM192 250V249H191ZM203 250V249H202ZM217 250V249H216ZM235 250V249H234ZM242 250V249H241ZM30 251V252H29ZM122 251V250H121ZM193 251V250H192ZM205 251H207V250H205ZM211 251V250H210ZM224 251V250H223ZM29 252V253H28ZM125 252V251H124ZM170 252V251H169ZM197 252V251H196ZM228 252H229V250H228ZM117 253V252H116ZM209 253V252H208ZM86 254V255H85ZM137 254V253H136ZM140 253H138L137 255H139ZM179 254H181V253H179ZM62 255V254H61ZM184 255V254H183ZM56 256H58V255H56ZM60 256V255H59ZM121 256V255H120ZM182 256V255H181ZM186 256H188V255H186ZM197 256V255H196ZM199 256V255H198ZM227 256H229V255H227ZM239 256V257H238ZM135 257V256H134ZM177 257V256H176ZM189 257V256H188ZM203 257V256H202ZM212 257V256H211ZM120 258V257H119ZM129 258H131V257H129ZM128 258V259H129ZM190 258H191V256H190ZM1 259H5L6 261L5 262H7V263H3V261L1 260ZM192 259V258H191ZM191 259H189V260H191ZM234 259V260H233ZM126 260V259H125ZM130 260V261H131ZM188 260V264H194L192 261H189ZM194 260V259H193ZM124 261V260H123ZM128 261V260H127ZM121 264H125V262H122ZM127 264H130V262L129 263H127ZM180 264V263H179Z\"/></svg>", "mask_w": 264, "mask_h": 264}]
</instances>
